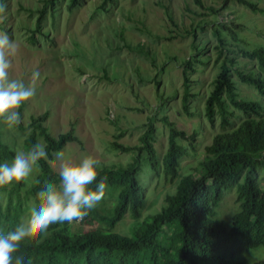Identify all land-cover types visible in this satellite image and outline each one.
<instances>
[{"label":"rangeland","instance_id":"obj_1","mask_svg":"<svg viewBox=\"0 0 264 264\" xmlns=\"http://www.w3.org/2000/svg\"><path fill=\"white\" fill-rule=\"evenodd\" d=\"M68 1L56 0L51 8L47 5L37 30L38 9L44 0H0L7 4V11L0 14V33L6 32L20 45L18 54L11 58L9 78L30 84L32 72H40L36 95L21 105V123L24 125L31 115L45 111L48 113L45 126L50 135L56 137L73 126L79 142H68L60 149L66 156L78 160L88 154L105 164L132 160V152L114 150L109 147L110 142L135 145L150 122L154 126L153 143L161 163L168 136V128L160 120L163 115L178 129L196 133L192 147L186 140H178L185 154L178 176L172 182L164 179L161 166L154 172L146 154L141 155L137 181L145 202L139 217L131 218L126 212L114 226L99 221L92 224L74 221L69 228L71 233L97 229L132 236L162 208L163 199L175 191L180 175L201 173L198 163L204 155V146L214 133L222 130L217 114L213 124L204 115L205 99L221 61L225 56L234 57L236 67L244 70L256 64L241 56L221 29L226 41L221 57L217 58L218 41L213 27L220 28V22L239 23L240 27L236 28L239 47L264 46V0H255L257 11L232 0L218 13H210L194 0H109L103 4V9L98 7L103 0H80L70 10ZM202 2L214 7L222 5V0ZM192 52H196L193 57ZM189 57L194 69L189 72L190 91L194 94L188 101L190 114L181 104L182 68ZM231 74L239 97L259 102L260 116L264 117V94L241 82L234 70ZM228 108L233 113L232 125L225 129L236 126L246 117L229 104ZM0 129L2 138L16 152L25 151L22 142L27 128H9L0 120ZM115 135H119L118 138ZM39 143H43L41 139ZM50 164L58 172L54 154ZM36 173L34 170L27 182ZM253 175L257 186L264 189V167H258ZM235 188L234 182L223 191L216 208V217L226 227L230 226L231 215L237 210ZM107 191L98 203L103 214L116 200L115 194ZM0 198L4 204L5 195L0 193ZM28 205L33 204L29 201ZM30 207H26L21 221ZM172 231V226H164L158 240L167 244ZM245 256L251 262L264 258V245L250 249Z\"/></svg>","mask_w":264,"mask_h":264},{"label":"trees","instance_id":"obj_2","mask_svg":"<svg viewBox=\"0 0 264 264\" xmlns=\"http://www.w3.org/2000/svg\"><path fill=\"white\" fill-rule=\"evenodd\" d=\"M80 0H69L70 10ZM103 0L98 6L104 7ZM111 1V0H110ZM232 0H222L221 7L204 5L202 0L194 2L210 13H218ZM251 11L259 8L255 0H235ZM56 0H44L38 9L36 29L44 15V9L50 8ZM221 8V9H220ZM172 21V17L168 14ZM220 22V21H219ZM220 28L213 27L218 44L215 45L221 57L225 38L220 29L227 33L241 56L256 61L254 67L246 70L236 67L234 57L225 56L219 64L217 73L212 80V89L205 99L204 115L213 124L215 115L220 118L222 130L214 133L209 143L204 146V155L199 160L201 173H185L180 175L175 191L163 199L162 208L151 215L132 236L117 233H103L91 229L84 232H70L67 222L51 224L47 231L35 238H26L20 242L19 251L15 256L22 255L24 264H264V258L249 261L245 252L264 245V189L257 186L254 172L264 167V117H261V105L257 101L239 97L237 87L232 78L234 70L238 79L254 87L264 94V46L253 48L238 46L239 37L236 28L239 23L229 21L219 23ZM196 52L191 53V57ZM186 58L182 68L183 95L181 104L188 111V101L194 94L190 91L192 80L189 72L194 69L190 58ZM158 83V82H157ZM156 83V84H157ZM246 115L239 123L232 125L230 119L232 109ZM21 111V107L18 109ZM47 112L31 115L26 124L20 123L17 129L27 128L23 139V148L29 150L39 139L46 145L48 160L38 162L39 171L29 182L27 180L13 182L0 187L5 195V203L0 198V232L13 231L25 214L29 201L39 204L37 193L44 189L46 182L59 183L58 172L53 169L50 160L54 152L60 150L68 142H79L74 134L73 126L56 137L49 134L45 121ZM160 120L168 128L167 147L158 161L154 147V126L147 123L146 129L139 135L135 145H126L116 140L110 142V148L121 152H132L133 159L127 163L105 164L98 167L96 181L90 185L95 190L101 179L106 178V190L114 196L115 203L107 207L103 214L99 204L90 211L82 223L105 222L114 226L126 212L131 218H137L145 199L142 187L137 181L140 170V158L146 154L151 169L156 172L162 169L164 179L172 182L178 176L181 158L185 148L178 140H186L189 146L196 141V133H186L178 129L174 122L163 115ZM118 138L119 135H115ZM16 150L3 138L0 129V163L11 162ZM236 183L235 201L237 210L231 215L229 227L216 217V208L223 196V191ZM172 226L169 242L162 243L158 235L164 226Z\"/></svg>","mask_w":264,"mask_h":264},{"label":"clouds","instance_id":"obj_3","mask_svg":"<svg viewBox=\"0 0 264 264\" xmlns=\"http://www.w3.org/2000/svg\"><path fill=\"white\" fill-rule=\"evenodd\" d=\"M6 11L7 4L0 2V14ZM19 49L18 42L6 32L0 33V120L9 128L21 123L18 109L36 95L35 85L40 77L39 71H33L30 84L9 78L11 58ZM54 157L58 162L59 183L46 182L37 193L39 204L33 203L13 231L0 232V264H24L22 255L14 258L21 241L45 233L51 224L82 221L103 199L106 178L99 181L95 190L90 187L97 179L99 159L84 154L77 160L66 156L63 150L56 151ZM48 158L43 143H36L27 151H17L11 162L0 163V187L27 180L34 170L39 171L38 162Z\"/></svg>","mask_w":264,"mask_h":264}]
</instances>
